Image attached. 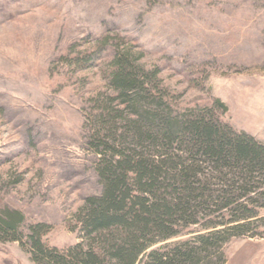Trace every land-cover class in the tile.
<instances>
[{
	"label": "rangeland",
	"instance_id": "rangeland-1",
	"mask_svg": "<svg viewBox=\"0 0 264 264\" xmlns=\"http://www.w3.org/2000/svg\"><path fill=\"white\" fill-rule=\"evenodd\" d=\"M121 51L175 116L212 108L264 144V0H0V210L21 213V237L41 223L50 248L81 241L77 211L102 190L91 118L115 95ZM22 241L0 240V264H34ZM224 252L264 264V237Z\"/></svg>",
	"mask_w": 264,
	"mask_h": 264
},
{
	"label": "trees",
	"instance_id": "trees-1",
	"mask_svg": "<svg viewBox=\"0 0 264 264\" xmlns=\"http://www.w3.org/2000/svg\"><path fill=\"white\" fill-rule=\"evenodd\" d=\"M111 67L115 95L89 136L102 190L77 211L81 241L50 248L41 223L21 237L23 216L10 209L0 210V240L24 247L25 238L34 264H225L231 239L264 237V144L221 125L212 108L175 116L128 52Z\"/></svg>",
	"mask_w": 264,
	"mask_h": 264
}]
</instances>
